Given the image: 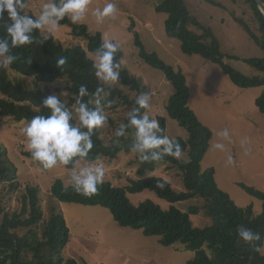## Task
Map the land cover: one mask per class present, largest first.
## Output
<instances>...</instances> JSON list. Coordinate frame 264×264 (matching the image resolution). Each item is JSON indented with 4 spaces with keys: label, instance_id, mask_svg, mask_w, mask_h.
I'll return each instance as SVG.
<instances>
[{
    "label": "trees",
    "instance_id": "obj_1",
    "mask_svg": "<svg viewBox=\"0 0 264 264\" xmlns=\"http://www.w3.org/2000/svg\"><path fill=\"white\" fill-rule=\"evenodd\" d=\"M202 1L216 7H224L216 0ZM244 1L253 12L257 31H254L243 18L234 15V20L263 51V56L260 58L244 59L247 64L260 72V75L254 77H247L226 63V55L221 50L216 34L211 28L204 26L189 10L186 0H163L155 9L158 13L167 15L166 34L180 41L184 54L199 55L219 65L238 87H262L263 92L256 99L255 105L260 112L264 113V15L258 4L252 0ZM261 1L264 3V0ZM55 4L59 5L60 0H56ZM23 14L34 19L38 18L26 8ZM10 23L8 14L5 12L4 19L0 20V43L7 41L8 45V51L4 56L16 57L15 62L9 66L10 69L24 77L32 78L34 88L31 89L23 81L11 80L7 69H1L0 116L12 118L16 122H28L38 115L47 118L51 115V111L43 105V100L52 94L44 91L40 84L64 81L72 96L68 101L59 96L56 97L72 115L71 123L74 126H79L77 100L93 111L97 107L103 112L131 108L122 123L123 135H116L121 125L117 127L110 120L111 127L115 131L113 136L106 141L102 127L94 129L90 137L93 148L88 155L84 158L73 157L65 167L73 170L80 160L94 162L105 158L113 161L122 152H133L132 149L137 141L135 129L129 122L133 114L137 118L146 114V109L140 108L136 101L147 89L140 80L120 67L115 69L119 72L118 81L137 92L135 99L122 94L116 88L107 86L95 75V62L90 58L89 53L97 54L103 50L102 34L100 32L90 34L86 25L73 24L66 14L59 24L70 26L74 36L85 38L86 49L82 46L65 47L52 33L44 31V28L33 29L27 34L30 37V43L13 46L11 37L6 31ZM135 45L139 48L141 61L162 70L174 89L166 106V112L170 118L177 120L187 129L189 137L186 140L177 138L170 142L174 145L179 143L182 154L187 153V158L177 159L164 154V146L161 145L158 149L141 154L137 170L139 179L129 180V185L125 187L103 180V183L98 186L97 193L85 196L74 191L75 184L66 185L61 179H56L51 186V193L62 202L106 207L110 209L121 227L140 231L146 237H158L159 243L163 246L183 245V249L195 252V256L186 264H264L262 251L264 192L255 187L240 184L248 194L262 201L263 210L260 214H256L253 207L237 205L228 193L218 187L215 169L213 167L203 169L201 166L213 133L198 120L189 107L190 89L183 71L166 64L156 52H148L137 32H135ZM62 57L66 59V63L58 66L57 61ZM122 58V49L118 47L113 56V64L119 65ZM81 86L87 91L84 97L79 96ZM97 89H103L100 96L96 95ZM97 99L100 101L99 105L96 104ZM136 109L139 111H135ZM152 119L149 117V120ZM155 119L159 121L161 129L156 133L157 136L166 137L167 119L163 116H157ZM81 131H87V129L81 128ZM153 152L159 153L160 159L142 160V156L150 157ZM22 155L43 169L38 161L31 158L30 151H23ZM165 164L181 177L185 191L177 192L163 177L150 175L158 169L159 165ZM158 180L166 181L163 190L156 187ZM145 190L155 192L171 204L197 197L203 199V204L190 207L187 211L175 205L165 210L151 200H146L139 205L133 204L128 195ZM13 199L18 202L17 209L14 211L8 209L6 205V200ZM201 213L212 219L211 226L205 228L194 226L191 217ZM240 227L258 232L261 239L252 242L251 245L245 243L238 236L237 229ZM70 240L71 231L65 216L62 213H53L47 221H44L40 188L32 185L24 188L21 186L17 168L10 159L8 149L0 143V264H79L75 258L66 257L64 254Z\"/></svg>",
    "mask_w": 264,
    "mask_h": 264
},
{
    "label": "rangeland",
    "instance_id": "obj_2",
    "mask_svg": "<svg viewBox=\"0 0 264 264\" xmlns=\"http://www.w3.org/2000/svg\"><path fill=\"white\" fill-rule=\"evenodd\" d=\"M55 1L26 0L28 5L26 10L38 17L45 3H55ZM162 1L90 0L88 12L76 24L86 25L90 34L100 32L102 39L106 38L119 45L123 52V58L119 62L120 69L127 70L147 89L141 95H146L149 99L150 108L146 109V114L153 119L157 116L167 119L166 137L170 141L177 138L186 140L189 134L177 120L168 116L166 106L174 89L162 70L141 61L139 48L135 45V32L139 34L148 52H156L166 64L183 71L190 89L189 107L198 120L213 133L208 152L201 164L202 168L213 167L216 171L218 187L228 193L237 205L251 206L256 214H260L263 210L262 201L248 194L240 184L264 192V113L255 105L263 88L238 87L219 65L199 55L184 54L180 41L166 34L167 15L158 13L155 9ZM216 1L224 7H216L202 0H186V3L199 21L214 31L221 50L226 55L227 64L247 77L260 75V72L247 64L244 59L260 58L263 56V51L234 20V15L243 18L254 31H257L252 10L244 0ZM107 2L116 4L118 9L116 16L114 19L109 17L97 23L92 11L95 8H102ZM44 31L48 32L47 27H44ZM52 34L65 47L87 48L86 39L74 36L70 26L60 25ZM89 56L95 62L96 54L89 53ZM5 58L0 56V63ZM1 69H7L11 80L23 81L31 89L34 88L32 78L24 77L10 67H0ZM104 83L132 99L137 96L136 91L122 85L118 79L112 84ZM40 87L65 101L72 96L64 81L40 84ZM130 111L131 108L104 111L107 123L102 129L106 141L115 133L109 121L112 120L118 127L122 125ZM77 119L79 122L78 112ZM26 123L0 116V143L8 149L10 159L17 168L21 186L24 188L32 185L40 188L44 221H47L53 213H62L65 216L71 231V240L64 252L66 257L75 258L79 264H186L195 256L194 251L183 249L184 246L181 244L166 247L159 243L158 237H146L140 231L121 227L110 209L106 207L62 202L50 191L56 179H61L66 185H74L72 172L78 173L80 168L94 166L97 162L105 169L103 180L125 187L129 185V180L139 179L137 170L141 152H122L113 161L105 158L94 162L80 160L73 170L67 169L58 162L56 166L46 171L22 155L23 151H29L26 147L27 139L20 131ZM225 131L229 139L225 138ZM217 143H222L224 149L214 148ZM187 156V153H184L180 158L185 159ZM229 156L232 158L230 164ZM150 175L163 177L177 192L185 191L181 177L167 164L159 165ZM128 196L135 205L151 200L165 210L175 205L187 211L190 207L203 204V199L200 197L171 204L150 190ZM6 202L8 209L13 211L17 209V200H6ZM191 219L194 226L199 228L212 224V219L202 213L193 215ZM262 251L264 252V246Z\"/></svg>",
    "mask_w": 264,
    "mask_h": 264
},
{
    "label": "clouds",
    "instance_id": "obj_3",
    "mask_svg": "<svg viewBox=\"0 0 264 264\" xmlns=\"http://www.w3.org/2000/svg\"><path fill=\"white\" fill-rule=\"evenodd\" d=\"M90 0H60V4L45 3L42 12L38 18L34 19L29 15H24L23 11L28 7L26 0H0V20L4 19V13L7 12L11 23L7 26L6 31L11 37L13 46L30 43V37L27 35L33 29H41L47 27L49 33L55 32L64 19L66 14L69 16L73 24L80 22L88 12ZM118 9L116 4L107 2L102 8H95L92 15L97 23L103 22L106 18H115ZM47 39V37H45ZM119 45L112 43L104 38L102 51L95 56V75L102 81L107 83H115L118 79L119 72L115 69L119 65L113 64V56ZM8 51L7 41L0 43V56H4ZM16 60V57L7 56L0 67L8 68ZM29 63L31 61H28ZM66 63L65 58H60L57 61L58 66H63ZM103 89H97L96 95L100 96ZM87 95L86 88L81 86L79 96ZM79 107L76 111L79 113V126H74L71 121L73 119L68 109L61 103L55 95H49L43 100V105L50 109L51 115L45 118L42 115L33 117L26 125L20 129L21 133L27 139V149L31 153V158L38 161L43 169H51L59 164L68 165L73 157L79 156L84 158L93 148V142L90 139L93 130L104 126L107 123V117L104 112L97 107L96 110H89L87 105L80 103L77 100ZM99 99L96 104L99 105ZM136 103L140 108L149 109L148 97L141 96ZM135 111H139L136 109ZM130 125L135 129V137L137 143L132 151L141 153L158 149L161 145L164 146L163 153L179 159L182 151L179 143L175 145L170 142L167 137H158L157 132L161 131L159 121L156 119L149 120L148 114H144L141 118H137L134 114L130 119ZM123 125L117 136L123 135ZM81 128L87 131H81ZM224 136L229 139L227 131ZM243 143V142H242ZM175 147V151L173 148ZM214 148L223 150L224 145L217 143ZM158 160L160 154L153 152L152 155L142 156V160ZM228 163H232L231 156L228 157ZM105 169L102 164L96 163L94 166L80 168L79 172H72V179L75 181L76 193L90 196L98 191V186L103 183ZM166 181H157L156 187L163 190ZM238 236L245 243L252 244L254 241L261 239L258 232H253L250 229L240 227L237 229Z\"/></svg>",
    "mask_w": 264,
    "mask_h": 264
},
{
    "label": "water",
    "instance_id": "obj_4",
    "mask_svg": "<svg viewBox=\"0 0 264 264\" xmlns=\"http://www.w3.org/2000/svg\"><path fill=\"white\" fill-rule=\"evenodd\" d=\"M254 3L258 4L261 13L264 15V3L261 0H252Z\"/></svg>",
    "mask_w": 264,
    "mask_h": 264
}]
</instances>
